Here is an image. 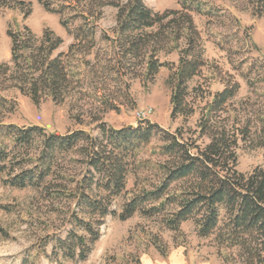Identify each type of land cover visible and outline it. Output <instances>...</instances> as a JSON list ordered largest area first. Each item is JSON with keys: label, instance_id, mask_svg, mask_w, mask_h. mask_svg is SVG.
I'll list each match as a JSON object with an SVG mask.
<instances>
[{"label": "trees", "instance_id": "obj_1", "mask_svg": "<svg viewBox=\"0 0 264 264\" xmlns=\"http://www.w3.org/2000/svg\"><path fill=\"white\" fill-rule=\"evenodd\" d=\"M250 1L261 8L256 16L262 17L264 0ZM39 2L59 16L74 42L67 53L54 57L63 40L51 31L39 41L28 28L9 31L11 61L0 64V92L15 88L36 105L46 100L64 104L79 95L97 101L102 112L115 111L109 86L123 81L133 61H140L144 70L139 77L145 83L161 69H172L158 57L160 36L166 35L168 53L178 52L180 57L166 81L172 90L171 119L181 118L186 124L199 115L194 128L181 125L174 132L149 120L116 130L95 118L99 136L84 130L48 133L37 126L4 128L0 122V186L44 189L55 200L66 196L75 202L70 218L83 234L70 231L66 238L53 239L54 256L85 262L101 238L105 217L127 221L139 214L161 218L166 229L179 235L183 224L193 222L200 238L214 236L219 249H239L245 264H264V170L256 167L249 174L237 170L243 145L264 148V107L245 109L250 99L239 101L242 87L231 76L221 80V91H210L217 67L194 51L201 41L190 16L196 11L195 1L181 2L185 14L178 19L183 23L176 18L180 12L156 13L143 0ZM105 7L118 10V24L113 38L102 36L109 46V63L101 66L94 51ZM93 55L95 64L90 60ZM205 69L213 74H204ZM4 139L11 141L10 147ZM153 143L156 158L140 160L138 153ZM62 161L74 163L81 175L68 176ZM131 176L134 189L129 191ZM119 197L124 204L117 213L113 206ZM154 244L163 257L168 255L167 248ZM20 264H37V257L28 254Z\"/></svg>", "mask_w": 264, "mask_h": 264}, {"label": "rangeland", "instance_id": "obj_2", "mask_svg": "<svg viewBox=\"0 0 264 264\" xmlns=\"http://www.w3.org/2000/svg\"><path fill=\"white\" fill-rule=\"evenodd\" d=\"M25 2L20 7L12 0L0 2V64L10 63L12 42L9 31L30 29L39 41L45 31H51L63 40V44L53 54L67 53L74 42L68 36L59 16L45 11L39 0H16ZM154 12H180L176 16L181 23L184 12L181 2L184 0H143ZM195 1L190 13L194 26L201 38L194 51L214 70V81L210 88L212 93L222 90L221 80L231 76L241 84L239 101L250 99L245 109L259 110L264 107V14L258 18L256 13L261 9L250 0H187ZM199 4V6H198ZM196 7H199L197 10ZM198 11H201L200 13ZM29 12V13H28ZM118 10L105 7L98 22V46L94 54L99 56L100 65L108 64L109 46L102 42L104 33L111 38L117 28ZM185 14V12L183 13ZM171 29V28H170ZM168 37L161 35L159 40V60L169 63L171 68H163L158 76L149 83L139 77L142 72L140 61L135 60L128 65V75L119 83H111L112 97L117 106L115 111L102 112V108L93 99H83L79 95L72 96L64 104H55L46 100L36 105L29 97H24L12 88L0 92V122L5 128L9 125L18 127L37 126L48 133L66 135L73 131H88L99 136V123H105L113 129L137 126L139 113H146V121L174 132L181 125L194 128L199 117L193 116L186 124L181 118L171 119L172 90L166 82L172 70L178 67L179 53H168ZM185 47L183 40L179 42ZM96 55L90 57L95 64ZM107 57V59L105 58ZM99 66V67H101ZM208 76L209 70L204 74ZM197 81V80H196ZM201 83L203 82L200 80ZM89 88L86 82L85 89ZM96 102V103H95ZM95 118H101L96 123ZM4 145L10 147L11 141L4 139ZM153 143L138 153L140 160H154ZM239 162L237 170L249 174L254 168L264 170V148H255L249 144L238 150ZM67 160V157L66 159ZM61 167L69 176L81 175L74 163L61 162ZM81 178V176H79ZM60 182V181H59ZM131 176L127 190L134 188ZM50 191L44 189H17L0 186V264H20L28 255L37 257V264H143L146 259L166 258L172 252L186 250L187 256L201 261L217 264H245L240 258L239 249H219L215 238L202 239L198 236L193 222L182 225V234H176L164 227L161 218H146L136 214L132 219L121 221L117 217H105L100 227L101 238L92 246V252L85 262L71 261L62 256H54L53 239L66 238L70 231L83 234L73 223L70 212L76 205L66 196L55 200ZM123 197L115 200L113 209L117 213L123 206ZM160 242V243H159ZM154 243L167 248L169 253L163 257ZM45 251V252H44ZM44 252V253H43Z\"/></svg>", "mask_w": 264, "mask_h": 264}, {"label": "crops", "instance_id": "obj_3", "mask_svg": "<svg viewBox=\"0 0 264 264\" xmlns=\"http://www.w3.org/2000/svg\"><path fill=\"white\" fill-rule=\"evenodd\" d=\"M143 264H217L216 262L201 261L193 256H187L186 250L172 252L166 258L157 257L154 259H146Z\"/></svg>", "mask_w": 264, "mask_h": 264}, {"label": "built area", "instance_id": "obj_4", "mask_svg": "<svg viewBox=\"0 0 264 264\" xmlns=\"http://www.w3.org/2000/svg\"><path fill=\"white\" fill-rule=\"evenodd\" d=\"M152 112L151 111H146V113H139L138 114V117H139V120L141 121V120H145L146 118H147V115L148 114H151Z\"/></svg>", "mask_w": 264, "mask_h": 264}]
</instances>
